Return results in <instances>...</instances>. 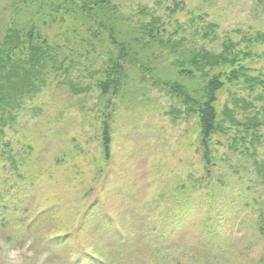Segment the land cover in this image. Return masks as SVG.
Wrapping results in <instances>:
<instances>
[{"label":"rangeland","instance_id":"obj_1","mask_svg":"<svg viewBox=\"0 0 264 264\" xmlns=\"http://www.w3.org/2000/svg\"><path fill=\"white\" fill-rule=\"evenodd\" d=\"M111 1L124 19L118 41L155 17L163 41L180 43H128L141 47L116 94L100 93L97 81L117 50L78 0L45 19L0 0V49L8 27L34 18L22 30H33L31 43L58 44L70 59L58 57L24 90L14 82L16 109L0 117V264L25 246L37 259L48 254L42 264H264V88L224 76L206 174L196 105L179 90L204 101L208 76L233 68L188 77L173 64L190 50L217 55L229 41L230 57L264 76V0ZM31 43L21 34L19 58L31 56ZM35 258L25 255V264Z\"/></svg>","mask_w":264,"mask_h":264},{"label":"trees","instance_id":"obj_2","mask_svg":"<svg viewBox=\"0 0 264 264\" xmlns=\"http://www.w3.org/2000/svg\"><path fill=\"white\" fill-rule=\"evenodd\" d=\"M19 2L21 3V7H18L19 11L25 8L23 7L24 5H30L35 7L34 9H37L34 14L37 19H45L49 16L60 13L64 6L65 10L69 9V6H66L69 4V2L72 3L73 0H19ZM78 2L80 3L78 5L80 9L86 11L89 16H93L94 18L96 17V21L98 20L100 28L108 31V38L111 44L115 46L117 50L115 58L111 62L109 69L103 70L101 73L102 78L97 81V88L102 94L108 93L111 89L113 94L117 93L121 80L125 77V64L132 61V55L137 54V46L134 49H131L130 45L129 49L127 50L126 46L128 43H131L132 40H137L140 37L142 38L143 36H146L148 40L165 45L164 47L173 48L172 50H175V47L180 44L177 42L171 43L168 42V40L167 42L163 41L162 37L164 36L163 33L165 32V24L159 22V18L155 17H152L150 21L145 23L144 28L141 27L142 23H140L139 35H130L126 41H118L117 39L119 37V32L117 30V25L119 22H123L124 19L119 17V8L116 4H114L111 0H78ZM46 8L49 11L43 15L42 12ZM29 21L30 22L27 25L30 26V28H33L32 24L35 22L34 18L30 19ZM41 22L45 23V20ZM27 25L22 28L17 26L16 22H14L13 28L12 26L7 28L9 34L5 37V40L1 45L0 57H4V59H6L13 66V70L5 66L4 59L0 58V71L3 73V76L0 79V83L3 84V86L0 87V109L1 111H5L7 109L5 112H0V117H3L4 113L7 117H10L13 115L14 108L16 109L15 103L13 101L14 82H16L17 86L21 90H24L25 87L28 88L30 78L33 74L39 75V73L46 71V66L49 64L53 66L55 63H57L58 57L61 58L60 63H62V60H70L69 56H67L65 53L59 55L60 50L58 46L60 45L58 44L52 45L47 40L45 41L40 37L39 41H42V44L44 45L31 43L34 38L33 30L31 29L30 31H25L24 33L22 31L24 28L26 29ZM21 34H24L28 42L32 44V46L28 49L29 52H31V56L22 59L19 58V56L23 53L24 49L21 50V46H16ZM133 34L137 33L134 32ZM97 35H99V33L92 34V37ZM144 45L147 46L146 44ZM7 46H10V48H7ZM232 46V42L228 41V43H223V49L217 55L202 49L197 52L195 50H190L184 57H179L173 61V64H175L176 68L180 69V73H186L188 77H193L195 72H199L205 68H208L204 73L207 74L209 71L214 69L213 66L229 65L235 69L231 70L230 75H227L226 72L218 71L217 73L208 76L205 83L206 98L204 101L189 99V96L185 90H179L182 96L185 95L184 99L186 103L187 101H191V103H195L196 105V111L198 113L199 119L198 123L200 126V135L202 137L203 145L202 160L205 165L206 174L210 173L209 166L214 165L212 162V149L208 148L207 142L211 139L212 135L220 125L217 118L218 114L215 107V101L216 92H218L224 85V76H227L229 81L235 80L234 83H238L239 81L240 83L247 84L250 86V90H253L255 84L261 85L264 88V76H253L249 74V69L239 63L240 59L237 57V55L230 57L233 53L231 50ZM54 49H57L58 53H55ZM135 49L136 51H134ZM204 64L210 67H205ZM235 71H237L238 74H236ZM174 85H177L176 82L169 86L171 87ZM31 90H36V88ZM194 94L195 93H192L191 96ZM6 103H9L10 106ZM3 125H5L4 120L0 121V133L3 132ZM233 125L238 126L239 123L235 121ZM102 126L104 127V131H107V122L103 123ZM105 135L103 137V146L105 144ZM4 147L7 149L8 144H5ZM8 151L10 150L7 149L4 152L7 154V159L11 160L12 156L9 155ZM35 221L32 220L30 223H28V225H32ZM27 228L29 229L30 227L27 226Z\"/></svg>","mask_w":264,"mask_h":264},{"label":"clouds","instance_id":"obj_3","mask_svg":"<svg viewBox=\"0 0 264 264\" xmlns=\"http://www.w3.org/2000/svg\"><path fill=\"white\" fill-rule=\"evenodd\" d=\"M25 255L35 258V254L28 251V246H25L23 249L8 251L6 264H25ZM47 257V253H42L39 259L35 258V264H42V261L47 259Z\"/></svg>","mask_w":264,"mask_h":264}]
</instances>
